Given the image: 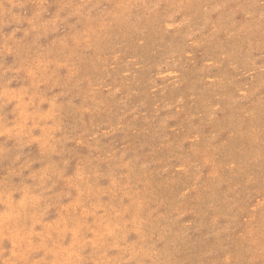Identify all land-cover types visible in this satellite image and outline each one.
I'll list each match as a JSON object with an SVG mask.
<instances>
[{
    "label": "rangeland",
    "instance_id": "rangeland-1",
    "mask_svg": "<svg viewBox=\"0 0 264 264\" xmlns=\"http://www.w3.org/2000/svg\"><path fill=\"white\" fill-rule=\"evenodd\" d=\"M0 264H264V0H0Z\"/></svg>",
    "mask_w": 264,
    "mask_h": 264
}]
</instances>
